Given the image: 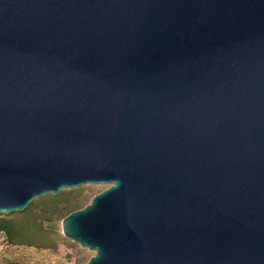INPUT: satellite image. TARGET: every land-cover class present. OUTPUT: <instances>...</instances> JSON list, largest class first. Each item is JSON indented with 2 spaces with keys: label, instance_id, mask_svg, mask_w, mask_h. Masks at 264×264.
I'll use <instances>...</instances> for the list:
<instances>
[{
  "label": "water",
  "instance_id": "obj_1",
  "mask_svg": "<svg viewBox=\"0 0 264 264\" xmlns=\"http://www.w3.org/2000/svg\"><path fill=\"white\" fill-rule=\"evenodd\" d=\"M85 264H264V0H0V213Z\"/></svg>",
  "mask_w": 264,
  "mask_h": 264
},
{
  "label": "rangeland",
  "instance_id": "obj_2",
  "mask_svg": "<svg viewBox=\"0 0 264 264\" xmlns=\"http://www.w3.org/2000/svg\"><path fill=\"white\" fill-rule=\"evenodd\" d=\"M108 184L64 188L59 194L34 199L22 211L0 213L14 223L12 233L0 231V264H85L95 251L63 233V219L89 204ZM72 204V207H68ZM23 234L27 235L25 237Z\"/></svg>",
  "mask_w": 264,
  "mask_h": 264
},
{
  "label": "trees",
  "instance_id": "obj_3",
  "mask_svg": "<svg viewBox=\"0 0 264 264\" xmlns=\"http://www.w3.org/2000/svg\"><path fill=\"white\" fill-rule=\"evenodd\" d=\"M68 207H72V204H70ZM75 210H78V209H75ZM13 229H14V223L13 222H10L6 219H0V231H5V232H8L11 234ZM23 235L25 237H27V235H25V234H23Z\"/></svg>",
  "mask_w": 264,
  "mask_h": 264
}]
</instances>
